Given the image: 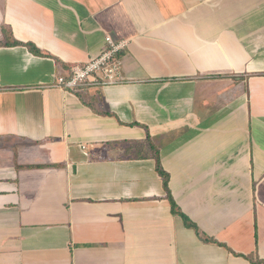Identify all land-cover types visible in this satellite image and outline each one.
Returning a JSON list of instances; mask_svg holds the SVG:
<instances>
[{"label":"crops","instance_id":"1","mask_svg":"<svg viewBox=\"0 0 264 264\" xmlns=\"http://www.w3.org/2000/svg\"><path fill=\"white\" fill-rule=\"evenodd\" d=\"M0 264H264V0H0Z\"/></svg>","mask_w":264,"mask_h":264},{"label":"built area","instance_id":"2","mask_svg":"<svg viewBox=\"0 0 264 264\" xmlns=\"http://www.w3.org/2000/svg\"><path fill=\"white\" fill-rule=\"evenodd\" d=\"M128 44L127 39L113 38L106 34L104 47L99 54L84 62L71 64L64 75L55 74L48 87L67 92H83L92 87H103L121 83L125 80L122 73L121 53ZM81 148H85L84 145Z\"/></svg>","mask_w":264,"mask_h":264},{"label":"trees","instance_id":"3","mask_svg":"<svg viewBox=\"0 0 264 264\" xmlns=\"http://www.w3.org/2000/svg\"><path fill=\"white\" fill-rule=\"evenodd\" d=\"M13 43H18V42L14 40ZM143 143L147 144V146L149 147V150L151 151V155L155 159L156 170L159 173V175H161V177L163 179V186H164L165 190L168 191V194H169L168 174L163 170V168L161 166L158 150L149 142V140L143 141ZM170 199H171V202H172V207H173V209H175L176 205H175V203H174V201H173V199L171 197H170ZM181 216H182V218L184 220V223L186 225L195 227V225L189 220V218H187V216H185L182 213H181Z\"/></svg>","mask_w":264,"mask_h":264}]
</instances>
